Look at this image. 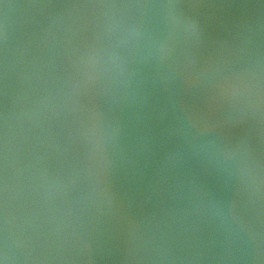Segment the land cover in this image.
I'll list each match as a JSON object with an SVG mask.
<instances>
[{"label": "water", "instance_id": "water-1", "mask_svg": "<svg viewBox=\"0 0 264 264\" xmlns=\"http://www.w3.org/2000/svg\"><path fill=\"white\" fill-rule=\"evenodd\" d=\"M0 209L12 264H264V3L0 0Z\"/></svg>", "mask_w": 264, "mask_h": 264}, {"label": "clouds", "instance_id": "clouds-1", "mask_svg": "<svg viewBox=\"0 0 264 264\" xmlns=\"http://www.w3.org/2000/svg\"><path fill=\"white\" fill-rule=\"evenodd\" d=\"M107 7H119L118 5H107ZM124 7H158L162 9V15L167 23L170 24H183L186 28V30L193 36L196 37L199 34L198 26L194 21L190 20H182L180 14L175 11L178 8V5L173 2L164 3L160 5H124ZM130 33H139V29L137 28H131L129 29ZM157 48L160 50H165L169 48V45L167 42H160L157 44ZM113 58L120 60L122 59L119 57L118 54H113ZM211 145L209 144L208 147ZM6 187V185H5ZM0 256L3 258V264H12L14 257L12 255V250L9 245L8 241V233H7V213L5 211L4 216V233L2 240H0Z\"/></svg>", "mask_w": 264, "mask_h": 264}, {"label": "snow or ice", "instance_id": "snow-or-ice-1", "mask_svg": "<svg viewBox=\"0 0 264 264\" xmlns=\"http://www.w3.org/2000/svg\"><path fill=\"white\" fill-rule=\"evenodd\" d=\"M262 3H264V0H261ZM5 7H7V5H5ZM0 211H2V209H0ZM0 264H3V258L2 256H0Z\"/></svg>", "mask_w": 264, "mask_h": 264}]
</instances>
